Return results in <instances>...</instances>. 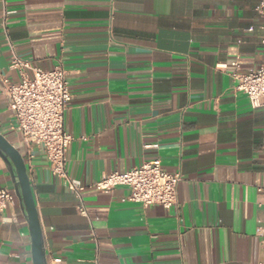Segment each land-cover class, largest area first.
<instances>
[{
    "label": "crops",
    "instance_id": "0c3cea01",
    "mask_svg": "<svg viewBox=\"0 0 264 264\" xmlns=\"http://www.w3.org/2000/svg\"><path fill=\"white\" fill-rule=\"evenodd\" d=\"M261 24L256 0H0V134L26 165L47 264L263 263L264 110L232 78L233 62L263 63ZM14 56L67 74L80 198L40 149L24 155L3 91L19 81ZM156 158L183 176L171 209L90 187ZM15 183L0 152V188L15 196L0 213V264H33Z\"/></svg>",
    "mask_w": 264,
    "mask_h": 264
},
{
    "label": "built area",
    "instance_id": "2783aa9c",
    "mask_svg": "<svg viewBox=\"0 0 264 264\" xmlns=\"http://www.w3.org/2000/svg\"><path fill=\"white\" fill-rule=\"evenodd\" d=\"M256 12L262 20L260 29L264 32V0H256ZM261 45L264 48V36ZM233 66L235 90L246 95L251 108L264 110V60L259 68L249 72H241L236 62H233ZM10 68L19 73V81H5L3 91L15 121V129L21 136L25 157L31 159L33 149H40L52 176L61 180L71 193L80 198L85 188L71 180L66 169V152L72 136L65 129V113L72 95L65 70L59 66L51 70L32 67L15 56L12 57ZM182 179L180 172L169 173L164 170L160 159L156 158L123 173L106 174L90 187L104 193L125 187L129 193L122 199L124 202L171 209L177 205V188ZM14 199L12 192L0 188V213ZM79 212L86 216L83 205L79 206ZM50 264H63V261L53 258Z\"/></svg>",
    "mask_w": 264,
    "mask_h": 264
},
{
    "label": "water",
    "instance_id": "95a60500",
    "mask_svg": "<svg viewBox=\"0 0 264 264\" xmlns=\"http://www.w3.org/2000/svg\"><path fill=\"white\" fill-rule=\"evenodd\" d=\"M0 152L14 169L16 178V195L24 210L31 242L33 264H47L42 238V229L35 206V201L27 174L26 165L17 149L0 134Z\"/></svg>",
    "mask_w": 264,
    "mask_h": 264
}]
</instances>
